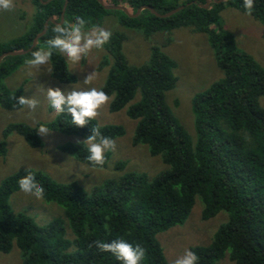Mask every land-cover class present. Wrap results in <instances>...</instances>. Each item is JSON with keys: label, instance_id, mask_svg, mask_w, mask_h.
Segmentation results:
<instances>
[{"label": "trees", "instance_id": "trees-1", "mask_svg": "<svg viewBox=\"0 0 264 264\" xmlns=\"http://www.w3.org/2000/svg\"><path fill=\"white\" fill-rule=\"evenodd\" d=\"M32 0L35 16L32 28L20 39L0 45L5 52L27 50L44 27L46 33L36 46L22 56H7L0 63V107L19 108L16 98L1 83L31 58V53L53 37V27L59 23L65 0ZM63 24H74L84 17L87 28L100 26L105 10L98 0H66ZM104 5L127 7L134 14L147 6L164 15L180 6L178 0H102ZM181 11L167 18L143 10L136 18L122 13V27L141 30L145 37L155 32H170L191 28L207 36L222 78L213 82L191 100L195 140L189 137L166 103V93L176 84L173 70L176 64L164 53L153 48L147 64L131 66L122 52L126 40L123 33H113L103 47L104 65L112 60L107 79L101 90L112 97L110 112L126 107V115L135 121L132 145H146L151 157H160L166 169L153 177L146 173H123L84 191L76 183L59 184L48 176L19 170L0 185V253H9L15 244L21 253L22 264H120L111 253L100 252L95 240L110 243L123 239L146 250L141 264H169L157 242V234L183 225L194 207L196 197L203 203L201 219L227 213V221L213 234L207 246L190 248L198 264H218L230 250L234 264H264V109L259 100L264 96V69L250 55L238 49L229 32L219 26L220 13L232 8L246 14L243 0L210 2L187 0ZM251 17L263 26L264 0H254ZM146 13V14H145ZM145 14V16H143ZM52 76L60 83L75 82L65 67L52 56ZM58 63V64H57ZM103 65L100 67L102 68ZM138 95V100L133 102ZM99 125L94 119L84 128L71 125V116L57 115L46 124L50 131L86 139L91 128ZM102 135L112 139L124 135L117 125H99ZM18 132L32 147L43 143L36 130L24 125L8 127ZM0 150L4 145L0 144ZM60 150L90 167L85 159L86 146L66 143ZM106 167L109 153H105ZM125 162L116 164L124 170ZM98 169V168H96ZM31 171L45 188V202L63 208V219L56 218L39 225L22 213L10 209V196L19 191L17 181ZM68 234L72 239H68ZM70 236V235H69ZM90 245H92L90 247Z\"/></svg>", "mask_w": 264, "mask_h": 264}, {"label": "rangeland", "instance_id": "rangeland-1", "mask_svg": "<svg viewBox=\"0 0 264 264\" xmlns=\"http://www.w3.org/2000/svg\"><path fill=\"white\" fill-rule=\"evenodd\" d=\"M186 1L178 0L177 3L182 6L181 4ZM210 2L215 1L210 0ZM14 5L11 11H0V45L22 38L33 26L35 6L32 0H14ZM121 12L111 11L109 15L102 18L99 27L112 34L125 35L122 52L131 66L147 64L153 48L174 61L176 68L173 74L177 81L175 87L166 93V103L194 141L192 97L205 92L213 82L222 78V72L216 65L207 36L194 32L188 27L174 29L168 33L155 32L145 37L141 30L122 27L120 19L123 12ZM136 12L129 15H135ZM219 26L230 33L240 51L253 57L264 69L263 26L260 22L248 14L225 8L220 13ZM43 46L45 44L39 48ZM22 51L24 50L12 52ZM104 55L103 49H93L87 57L73 65L68 63L61 53L54 51L53 57L59 61V64L63 63L57 66L65 67L67 72L75 78L73 83L58 82L52 76L51 61L38 69L23 64L2 81L1 87L9 91L10 95L20 91L25 98L38 100L39 105L35 111L21 106L11 110L0 107V144L4 145V150H0V185L7 177L19 170H32L48 176L59 184L76 183L84 191L90 192L94 187L107 180L117 179L123 173H146L149 177H153L166 169L160 157L149 155L146 145H132L135 121L126 115V107L118 112L109 111L112 97L99 109V115L95 120L99 125L122 126L125 132L122 137L114 139L116 150L106 152L109 153V161L105 168L90 167L60 150V147L66 143H79L84 139L50 130V134L40 136L36 131L43 145L35 148L30 146L18 132H7L8 127L15 125H24L37 130L41 124L46 125L56 118L57 114L47 103L44 88L52 87L68 91L73 85L77 90H87L91 87L101 90L112 65L111 59L106 63L107 65H104L102 62ZM101 65H103L102 68ZM93 72L96 73L95 79L88 85L83 84L86 76ZM137 100L138 95L133 102ZM259 104L264 109V96L260 98ZM119 162L126 163L123 171L116 169V164ZM9 205L12 212L25 214L39 225H45L56 218L63 219L62 207L37 200L20 190L10 196ZM203 208L202 201L196 197L194 207L183 225L157 234V242L169 264H173V261L186 249L209 245L216 229L227 221L228 216L225 212H220L215 217L203 221L201 219ZM67 238L71 240L72 235L68 234ZM229 254L230 250H227L218 264H234L229 260ZM0 264H22L21 253L15 244L9 253H0Z\"/></svg>", "mask_w": 264, "mask_h": 264}, {"label": "clouds", "instance_id": "clouds-1", "mask_svg": "<svg viewBox=\"0 0 264 264\" xmlns=\"http://www.w3.org/2000/svg\"><path fill=\"white\" fill-rule=\"evenodd\" d=\"M254 0H243V7L246 14L251 15L254 9ZM15 7L14 0H0V11H11ZM87 21L82 16L75 18L74 24H56L52 32L53 37L46 41L45 46L31 53V58L26 64L32 68H40L47 65L54 51H58L70 64H78L93 49H103L110 41L112 33L97 25L87 28ZM96 73L93 72L86 76L83 84L88 85L95 79ZM45 97L48 105L54 110L55 114H68L71 116V125L77 128H84L89 122L96 119L99 109L110 101V96L103 90L91 87L87 90H77L73 85L71 90L61 91L60 88H44ZM17 105L26 107L32 111L39 105L35 98H16ZM40 136L50 134L48 127L41 124L36 130ZM86 146L87 162L93 168L102 169L106 164L105 153L116 150L114 139L104 136L99 125L91 128L89 135L83 142ZM20 191L33 196L37 200H42L45 196V188L36 180L31 171L21 177L18 181ZM94 246L100 252L111 253L120 264H141L146 256V250L140 245L133 246L123 239H114L110 243L102 240L93 241ZM92 245H90L91 247ZM199 257L191 250L184 253L173 261V264H198Z\"/></svg>", "mask_w": 264, "mask_h": 264}, {"label": "water", "instance_id": "water-1", "mask_svg": "<svg viewBox=\"0 0 264 264\" xmlns=\"http://www.w3.org/2000/svg\"><path fill=\"white\" fill-rule=\"evenodd\" d=\"M50 1H51V0H47V1L44 2V4H47V3L50 2ZM213 1H215V2H217V3H221V2H223L224 0H213ZM98 2L102 5V7H103L105 10H108V11H122V12L125 13L127 16L132 17V18H136V17H138L139 14L141 13V11H143V10H148V11H150V12H151L154 16H156V17H159V18H167V17H170V16L174 15L175 13L181 11L184 7H186V6L190 5V4H192V3H188V4H186V5L179 6V7H177V8H175V9L171 10L170 12H168V13H166V14H164V15H160V14L156 13V12H155L152 8H150V7L143 6V7H140V8L137 10V12H136L135 15H129V14H130L129 11H128L124 6H120V5H115V6H113V5H111V6H109V5H104V3H103L102 0H98ZM66 4H67V1L65 0V4H64V7H63V9H62L61 16H60V21H59L58 24H63V21H64V11H65V8H66ZM209 5H210V0H205V5L202 6V7H203L204 9H208ZM49 22H51V23H55V21H54L52 18L47 19V20L45 21V23H44L43 30H42L38 35H36V36L34 37V39H33V41H32V44H31V47H30L29 49H27V50H25V51H22V52H12V51H10V52L2 53V54L0 55V63H1L2 59L5 58V57H7V56H12V57H14V56H22V55H25V54L29 53V52H30V51L36 46L38 39L41 38V37L46 33V31H47V26H48V23H49Z\"/></svg>", "mask_w": 264, "mask_h": 264}]
</instances>
